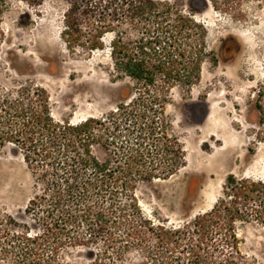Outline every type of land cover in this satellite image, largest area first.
Returning a JSON list of instances; mask_svg holds the SVG:
<instances>
[{"label":"trees","instance_id":"16d2710c","mask_svg":"<svg viewBox=\"0 0 264 264\" xmlns=\"http://www.w3.org/2000/svg\"><path fill=\"white\" fill-rule=\"evenodd\" d=\"M202 1L235 14L244 0ZM1 14L0 3V24ZM107 31L113 70L135 88L106 115L58 121L44 86L30 78L0 85V146L18 150L35 187L23 222L0 218V264H125L130 254L139 264H257L241 251L238 228L264 226V180L228 173L210 209L178 224L145 215L135 194L184 164L164 108L171 87L198 81L205 26L160 0H93L63 14L68 49L100 48ZM78 249L88 256L69 258Z\"/></svg>","mask_w":264,"mask_h":264},{"label":"rangeland","instance_id":"374dc122","mask_svg":"<svg viewBox=\"0 0 264 264\" xmlns=\"http://www.w3.org/2000/svg\"><path fill=\"white\" fill-rule=\"evenodd\" d=\"M93 0H0V85L30 78L44 86L52 117L77 123L101 117L131 97L135 83L117 74L109 57L112 32L91 50L68 49L61 38L63 14ZM177 6L206 28V57L200 77L190 88L173 86L164 112L171 132L184 150V164L167 179L140 182L139 206L150 218L178 224L207 211L228 173L264 180V0H244L240 11H216L202 0H160ZM97 15V10H91ZM80 22L84 15L78 14ZM124 27V26H123ZM122 27V28H123ZM98 157L104 153L93 147ZM35 191L21 154L0 146V218L25 220L24 208ZM240 249L264 264V226L247 223L238 228ZM73 250L69 258L87 257ZM136 254L125 264H139Z\"/></svg>","mask_w":264,"mask_h":264}]
</instances>
